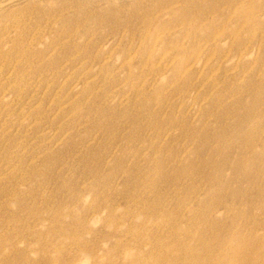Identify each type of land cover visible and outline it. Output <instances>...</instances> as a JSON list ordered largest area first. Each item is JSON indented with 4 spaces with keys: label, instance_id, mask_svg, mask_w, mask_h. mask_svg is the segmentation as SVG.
I'll return each instance as SVG.
<instances>
[{
    "label": "rangeland",
    "instance_id": "obj_1",
    "mask_svg": "<svg viewBox=\"0 0 264 264\" xmlns=\"http://www.w3.org/2000/svg\"><path fill=\"white\" fill-rule=\"evenodd\" d=\"M0 264H264V0H0Z\"/></svg>",
    "mask_w": 264,
    "mask_h": 264
}]
</instances>
